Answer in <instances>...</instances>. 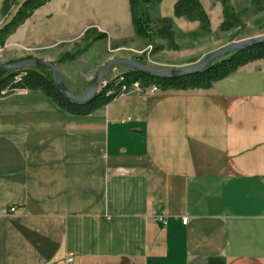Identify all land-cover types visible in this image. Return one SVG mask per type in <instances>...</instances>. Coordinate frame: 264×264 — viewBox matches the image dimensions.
Masks as SVG:
<instances>
[{
	"label": "crops",
	"instance_id": "1",
	"mask_svg": "<svg viewBox=\"0 0 264 264\" xmlns=\"http://www.w3.org/2000/svg\"><path fill=\"white\" fill-rule=\"evenodd\" d=\"M65 1L35 10L0 51L23 46L53 63L86 31L105 34L54 64L63 77L99 48L133 60L146 49L127 0H88L81 17ZM174 3L162 0L157 16L195 31L173 18ZM68 255L74 264H264V59L206 90L120 94L86 115L37 91L1 96L0 264Z\"/></svg>",
	"mask_w": 264,
	"mask_h": 264
},
{
	"label": "trees",
	"instance_id": "2",
	"mask_svg": "<svg viewBox=\"0 0 264 264\" xmlns=\"http://www.w3.org/2000/svg\"><path fill=\"white\" fill-rule=\"evenodd\" d=\"M49 0H25L13 14H11L10 0H3L0 17L4 21L0 24V48L5 40L31 16V14L44 6ZM130 21L134 33L146 46L151 47V52L161 50H179L176 43L177 35L183 33L176 31L172 18L157 16L158 7L162 0H127ZM221 7L222 21L218 30L220 32H244L245 26L242 15L245 9H238L232 0H216ZM256 12L262 8L264 0H250ZM173 18H183L187 22L197 23V29L190 33L192 36L205 37L211 34L210 19L205 12L200 0H175L173 5ZM93 31H86L73 49L62 55L58 61H74L86 53L92 44L105 40L106 35H93ZM264 59V42L249 47H244L225 55L214 61L199 73L175 77L158 78L146 73L127 69L106 81V85L88 102L77 104L69 100L55 85L51 71L39 68H29L20 71H11L0 77V97L17 90L37 91L49 98L55 106L70 115H86L96 108L112 102L120 94L123 85L129 86L138 82L142 87L155 86L161 91L166 90H206L222 79L234 74L239 68L250 62ZM23 60V59H22ZM20 60L9 61L7 64ZM142 62L141 59H137ZM122 81H119V78Z\"/></svg>",
	"mask_w": 264,
	"mask_h": 264
},
{
	"label": "rangeland",
	"instance_id": "3",
	"mask_svg": "<svg viewBox=\"0 0 264 264\" xmlns=\"http://www.w3.org/2000/svg\"><path fill=\"white\" fill-rule=\"evenodd\" d=\"M1 1L2 0H0V4ZM23 1L25 0H10L12 6L10 10L11 14L15 12L17 6H19ZM201 1L204 7L208 10L210 24L212 23L211 34L205 37L192 36L190 33L194 32V30L182 31L180 28H178L177 25L174 24L176 31L183 33L181 35H177L176 37V43L179 46V50L173 51L164 49L161 51L151 52V47L146 46L143 42L146 49L143 51V53L139 54V59L142 60L141 63L148 65L152 68L162 70L170 68L188 69L195 65L197 62H199L205 55L231 42H237L264 34V4L257 13L255 7L250 3V0H232V3L238 9L246 10L245 13L242 15V21L244 23L245 30L244 32H239L240 34H235L237 32L226 33L220 32L218 30L220 21L222 20V14L221 7L216 0ZM64 3L67 7L66 11L68 12L74 11V13L76 15H79L80 17L86 16L88 13V0H66L65 2H63V4ZM75 6L77 7L75 8ZM3 21L4 19L0 17V24ZM15 49L16 51L13 52L10 50L0 51V66L5 65L9 61L38 58L37 55L39 53L35 51H25L23 46H17ZM100 53L101 50L99 48L94 53L93 57L91 56L88 58H82V60H79L77 63L73 64L69 68V70H67L65 75H63L65 86L72 95H81L87 89L90 81L95 76L98 68L105 62L111 60L108 56L117 55V53L114 54L105 51V54L103 52V56H100ZM95 57H97L98 59H95ZM58 59H52V64L57 65ZM115 68L117 72L113 73L112 69L108 70L103 75L102 80L108 81L109 79H112V77H114L116 73H121L126 70V68L124 67Z\"/></svg>",
	"mask_w": 264,
	"mask_h": 264
},
{
	"label": "water",
	"instance_id": "4",
	"mask_svg": "<svg viewBox=\"0 0 264 264\" xmlns=\"http://www.w3.org/2000/svg\"><path fill=\"white\" fill-rule=\"evenodd\" d=\"M264 42V34L245 40L231 42L207 55H205L199 62L188 69H156L148 65H145L137 60L133 59H124V58H115L111 59L104 64H102L95 76L90 81L87 89L79 96L72 95L65 86L62 75L59 73L57 68L50 62L43 59L34 58L28 60H22L16 63L7 64L0 66V77L11 71H20L29 68H39L42 67L52 72L54 85L72 102L77 104H83L91 100L99 91V85L102 81L103 75L110 69L115 67H124L132 71H138L142 73L149 74L158 78H175L183 77L192 74H196L204 70L214 61L224 57L225 55L232 53L234 51L240 50L244 47L253 46Z\"/></svg>",
	"mask_w": 264,
	"mask_h": 264
},
{
	"label": "built area",
	"instance_id": "5",
	"mask_svg": "<svg viewBox=\"0 0 264 264\" xmlns=\"http://www.w3.org/2000/svg\"><path fill=\"white\" fill-rule=\"evenodd\" d=\"M112 72L115 73L116 68H112ZM120 73H116L114 77H119ZM112 77V78H114ZM119 81H122V78H119ZM106 85V81H101L99 85V89L104 87ZM158 91L157 87L155 86H149V87H142L138 82H133L129 86L123 85L120 89V94H130V93H141V92H147L150 94L156 93ZM119 94V95H120ZM13 211V210H11ZM159 223L162 225H165V220L163 218H158ZM183 225L186 224V219L182 220ZM57 264H74V258L71 255H68L65 257L62 261L58 262Z\"/></svg>",
	"mask_w": 264,
	"mask_h": 264
}]
</instances>
